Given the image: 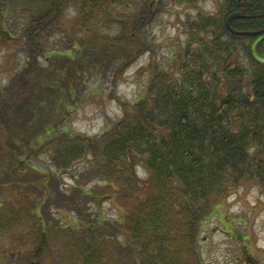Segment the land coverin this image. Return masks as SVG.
<instances>
[{
	"label": "trees",
	"instance_id": "1",
	"mask_svg": "<svg viewBox=\"0 0 264 264\" xmlns=\"http://www.w3.org/2000/svg\"><path fill=\"white\" fill-rule=\"evenodd\" d=\"M132 1L139 15L154 5L153 0L123 4ZM67 3L76 5L81 27L96 15L108 19L118 9L115 0H0V43L15 40L5 28V17L24 8L31 12L25 65L0 90V162L7 161L0 166V187L46 186L48 176L25 162L28 151L47 149L60 172L91 156L102 183H110V192L115 193L111 183L119 187L124 223L111 226H125L126 238L124 243L110 239L111 226L100 219L75 221L59 227L61 239L55 241L63 246V255L70 250L75 264H201L198 241L216 214L217 202L243 182L264 188V62L254 53V45L264 53V35L237 36L227 28L228 18L238 13L231 21L233 30H264V0H224L219 15H199L184 23L185 45L172 47L164 65L154 64L146 96L94 139L70 134L64 121L77 95V82H69L97 62L102 65L103 42L77 43L70 37L71 55L51 53L61 60L45 55L43 39L57 31L55 22ZM128 35L130 42L109 41L106 64L125 70L134 61L129 58L138 45L132 30ZM42 56L51 62L47 67ZM36 119L42 124L33 133ZM139 165L148 172L147 179L137 175ZM4 204L0 202V234L27 222L36 235L39 232L34 253L39 262L49 250L52 233L40 221L34 198L24 194L8 211Z\"/></svg>",
	"mask_w": 264,
	"mask_h": 264
},
{
	"label": "rangeland",
	"instance_id": "2",
	"mask_svg": "<svg viewBox=\"0 0 264 264\" xmlns=\"http://www.w3.org/2000/svg\"><path fill=\"white\" fill-rule=\"evenodd\" d=\"M124 1L115 0L118 9L114 10L108 19L96 15L86 27L79 26L80 18L76 5L67 3L65 11H62L58 22H55L57 31L43 39L47 57L56 52L63 53L64 56L71 55L67 52L70 37L75 38L77 43L79 40L89 43L97 39L103 42L99 56L102 65L97 62L90 72L82 77L79 75L76 80L74 78L72 83L69 82V85L77 82L75 102L64 121L70 134L94 139L106 133L122 119L125 109H129L146 96L154 64L164 65L167 58L173 54L172 47L185 45L187 35L184 23L193 21L199 15L217 16L224 3V0H185V3L178 0H153L154 5L149 11H145L144 17L134 10L133 1L130 5H124ZM30 16L31 12L24 8L4 19L6 30L15 40L8 44L0 43V90L4 89L25 65V35ZM131 30L134 33L133 41L138 45L129 58L134 61L125 70L118 69L111 62L106 64L104 56H107V51L110 52L109 41L118 42V39H121L130 42L128 34ZM146 38L147 45H144ZM244 43L250 42L245 40ZM242 52H245V49H242ZM254 53L257 59L264 62V53L256 50L255 45ZM46 56L40 58L44 67L51 64ZM243 57L244 53H240L241 61L244 60ZM52 58L60 59L54 56ZM33 121V133H36V128L42 121ZM0 140H3L1 132ZM11 149L18 153L17 147ZM25 154V162L28 165L48 176L46 186L34 184L22 189L16 186H2L0 202H5L3 208L8 211L10 203L21 200L24 194L34 198L38 205L40 221L45 222L46 228L52 233L48 235L49 250L39 263L75 264L71 262V251L67 250V255H63V246L55 241L61 239L59 227L69 223L75 224V221L93 223L97 219L101 220L102 225L106 222V225L111 226L116 221L123 224L121 214L124 208L118 202L116 193L119 187L111 183L115 193L110 192L107 187L110 183H102L97 172V162L91 156L81 159L71 170L60 172L51 164L47 149H43L39 154L30 151ZM6 164L7 161L0 162V166ZM137 170L141 179L148 178V172L142 165H139ZM97 196L101 199L97 200ZM217 203L216 214L205 223L198 241V261L201 264H264V188L255 182H243L227 198ZM117 227V224L115 228L111 226L110 239L124 243L127 228ZM28 229L31 231H27ZM44 230L40 229L41 232ZM38 234L39 232L37 235L36 231L33 232L27 222H23L12 232L1 233L0 264H11V261L14 264L37 262L34 260V253L37 250ZM22 241L25 245H21ZM109 246L112 247L110 244ZM12 254H15V258Z\"/></svg>",
	"mask_w": 264,
	"mask_h": 264
},
{
	"label": "water",
	"instance_id": "3",
	"mask_svg": "<svg viewBox=\"0 0 264 264\" xmlns=\"http://www.w3.org/2000/svg\"><path fill=\"white\" fill-rule=\"evenodd\" d=\"M238 17H240V14L235 13L232 16H230L227 20V28L231 31L232 34L237 35V36H261V35H264V30L257 31V32H237V31L233 30L231 27V21L235 18H238Z\"/></svg>",
	"mask_w": 264,
	"mask_h": 264
},
{
	"label": "flooded vegetation",
	"instance_id": "4",
	"mask_svg": "<svg viewBox=\"0 0 264 264\" xmlns=\"http://www.w3.org/2000/svg\"><path fill=\"white\" fill-rule=\"evenodd\" d=\"M12 257L15 258V254H12ZM26 262H28V259H26ZM29 264H30V262H29Z\"/></svg>",
	"mask_w": 264,
	"mask_h": 264
}]
</instances>
